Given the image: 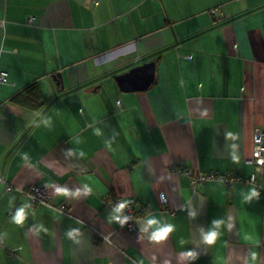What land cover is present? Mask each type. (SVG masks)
Returning <instances> with one entry per match:
<instances>
[{"label":"crops","instance_id":"crops-1","mask_svg":"<svg viewBox=\"0 0 264 264\" xmlns=\"http://www.w3.org/2000/svg\"><path fill=\"white\" fill-rule=\"evenodd\" d=\"M148 62L149 88L122 92L116 77ZM0 72V264H264V198L192 189L184 172H252L264 0H0ZM29 86L36 108L13 100ZM34 185L66 213L30 204ZM129 200L146 210L134 232L120 226ZM149 217L171 231L155 239Z\"/></svg>","mask_w":264,"mask_h":264},{"label":"built area","instance_id":"built-area-1","mask_svg":"<svg viewBox=\"0 0 264 264\" xmlns=\"http://www.w3.org/2000/svg\"><path fill=\"white\" fill-rule=\"evenodd\" d=\"M211 14L215 16H221L218 7L211 9ZM32 21L31 18L28 20ZM188 57V56H187ZM0 82H6V74L4 72H0ZM117 105L118 102H116ZM248 164L252 166V172L247 176H243L240 174H235L231 176L218 175L214 172H193L190 169H186L184 172L189 177L190 186L192 189L196 187L197 184L204 182H222L228 187H232L237 184L241 185H251L254 187L257 196L264 198V178L262 181L258 179L264 169V131L255 130L253 132V145H252V153L251 157L248 161ZM12 186L7 185L6 190H10ZM21 194L24 195L30 204L39 205L52 208L59 213H66V207L64 204L54 207L51 202V196L49 195V188L47 185H34L29 186L25 189L20 190ZM159 204L163 210L167 209V198L163 193L158 194ZM121 203V202H120ZM124 206L122 207V216L120 221L121 228L125 229L128 232L135 231V221L142 214L146 213V210H142L141 213L133 212V201L129 200L126 203H122ZM107 206H111L110 202H107ZM176 208L171 210V213H174ZM95 238L97 240L107 241V237L103 236L99 232L93 230Z\"/></svg>","mask_w":264,"mask_h":264},{"label":"water","instance_id":"water-1","mask_svg":"<svg viewBox=\"0 0 264 264\" xmlns=\"http://www.w3.org/2000/svg\"><path fill=\"white\" fill-rule=\"evenodd\" d=\"M154 72V62L143 63L118 75L116 80L122 92L145 91L154 81ZM52 79L56 86L60 85L58 75L52 76Z\"/></svg>","mask_w":264,"mask_h":264},{"label":"clouds","instance_id":"clouds-1","mask_svg":"<svg viewBox=\"0 0 264 264\" xmlns=\"http://www.w3.org/2000/svg\"><path fill=\"white\" fill-rule=\"evenodd\" d=\"M57 191L63 193L64 195L68 194L67 191L64 189H58ZM256 194L257 193L255 192V190L251 189L246 193L245 199H251L252 197L256 196ZM123 206H124L123 204L120 205L121 208ZM117 211H119V208L117 209ZM24 215H25L24 209L21 208L17 211L14 219L17 222H22L24 219ZM146 223L149 227L155 229V231L153 232V237L157 240L163 239L167 235V233L171 231V226H161L159 221L152 217H149ZM69 235H71V233H69ZM217 235H218L217 232L210 231L204 235V240L206 243L213 244L217 238ZM187 255L191 257L193 254L188 253ZM256 260H257V254L255 252L251 253L249 264H256Z\"/></svg>","mask_w":264,"mask_h":264},{"label":"trees","instance_id":"trees-1","mask_svg":"<svg viewBox=\"0 0 264 264\" xmlns=\"http://www.w3.org/2000/svg\"><path fill=\"white\" fill-rule=\"evenodd\" d=\"M13 100L18 104L28 108H36L40 105V99L38 95L33 92L32 87L30 86L15 96Z\"/></svg>","mask_w":264,"mask_h":264}]
</instances>
